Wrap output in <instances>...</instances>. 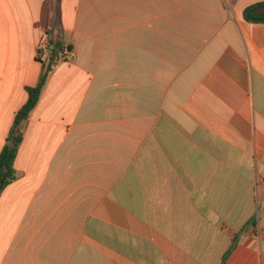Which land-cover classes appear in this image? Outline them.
Listing matches in <instances>:
<instances>
[{
	"label": "crops",
	"instance_id": "1",
	"mask_svg": "<svg viewBox=\"0 0 264 264\" xmlns=\"http://www.w3.org/2000/svg\"><path fill=\"white\" fill-rule=\"evenodd\" d=\"M263 1L0 0V264H264Z\"/></svg>",
	"mask_w": 264,
	"mask_h": 264
},
{
	"label": "trees",
	"instance_id": "2",
	"mask_svg": "<svg viewBox=\"0 0 264 264\" xmlns=\"http://www.w3.org/2000/svg\"><path fill=\"white\" fill-rule=\"evenodd\" d=\"M242 17L249 23H264V1L246 7L243 10ZM62 45L63 43L60 40L52 42L50 54L47 60L42 62L43 69L37 84L26 89L27 101L14 116L12 127L0 152V194L9 184L16 181L20 176L14 168V160L21 144L29 115L37 105L47 79L54 66L59 61V56L63 49ZM228 253L229 251L224 256L223 262Z\"/></svg>",
	"mask_w": 264,
	"mask_h": 264
},
{
	"label": "built area",
	"instance_id": "3",
	"mask_svg": "<svg viewBox=\"0 0 264 264\" xmlns=\"http://www.w3.org/2000/svg\"><path fill=\"white\" fill-rule=\"evenodd\" d=\"M51 46L50 43L45 39L40 42L37 57L41 62H45L50 54ZM72 53L68 47L64 46L62 52L60 53L59 60L60 61H67L71 59Z\"/></svg>",
	"mask_w": 264,
	"mask_h": 264
}]
</instances>
